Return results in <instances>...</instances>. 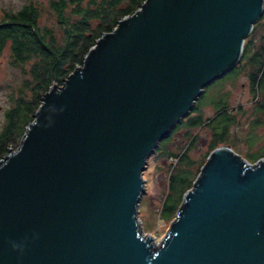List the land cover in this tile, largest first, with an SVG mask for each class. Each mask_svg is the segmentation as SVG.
<instances>
[{
  "label": "water",
  "instance_id": "1",
  "mask_svg": "<svg viewBox=\"0 0 264 264\" xmlns=\"http://www.w3.org/2000/svg\"><path fill=\"white\" fill-rule=\"evenodd\" d=\"M264 0H144L42 95L0 159V264H264V157L219 145L158 243L141 173L202 88L239 61Z\"/></svg>",
  "mask_w": 264,
  "mask_h": 264
},
{
  "label": "trees",
  "instance_id": "2",
  "mask_svg": "<svg viewBox=\"0 0 264 264\" xmlns=\"http://www.w3.org/2000/svg\"><path fill=\"white\" fill-rule=\"evenodd\" d=\"M143 2L144 0H50L48 7L54 16L57 30L40 24V8L32 1L22 5L17 11L2 9L0 53L8 48L10 63L27 72L28 77L23 79L17 95L12 99V105L5 111L4 124L0 130V159L13 149L16 140L23 136V132L32 122L35 111L41 103V96L51 84L61 85L68 74L82 64L95 40L103 32L111 31L118 20L133 13ZM263 17L264 5L260 19ZM254 28L253 24L252 30ZM251 45L252 38L248 36L244 40L239 63L237 62L228 71L229 73L235 72L241 60L248 58L249 65L254 63L260 53L261 45L255 47L252 52ZM26 65H29L28 69ZM249 79L254 83L257 75L251 74ZM202 94L203 91L192 110L169 131L172 132L179 126H184L186 129L184 133L187 134L190 142L182 152L168 151L165 154V157H174L176 162L168 175L167 190L161 204L160 216L163 219L176 215L184 192L192 186L197 177L196 172L191 168L192 160L187 154L191 142L197 137L196 134H191V130L199 129L205 124L211 126L219 117L227 115L229 106L225 100L213 105L216 111L212 118L204 119L197 108ZM224 122L225 125L220 131L211 127L212 139L209 142L206 157L211 150L224 145L217 140L226 134L228 126L234 122V117H226ZM169 136L157 143V149H160L158 147L160 142L169 139ZM161 154L163 155L162 151ZM262 157L264 154L256 156L253 160ZM201 163H203L202 160Z\"/></svg>",
  "mask_w": 264,
  "mask_h": 264
},
{
  "label": "rangeland",
  "instance_id": "3",
  "mask_svg": "<svg viewBox=\"0 0 264 264\" xmlns=\"http://www.w3.org/2000/svg\"><path fill=\"white\" fill-rule=\"evenodd\" d=\"M28 1L39 6L40 24L57 30L54 16L48 7L50 0H0V15L2 9L17 11ZM261 17L262 14L259 19ZM259 19L248 35L252 38L251 52L261 45L260 53L254 63L249 65L248 58L241 60L235 72H227L202 88L203 94L197 103V108L204 119L213 117L216 111L213 105L220 101L226 100L229 108L227 115L219 117L211 126L205 124L199 129L191 130V134H196L197 137L191 142L187 154L192 160L191 168L196 175L206 159L209 142L212 139V128L220 131L225 125L226 117L233 116L234 122L228 126L226 134L218 138V143L227 145L250 163L258 161L261 158L253 159L264 154V17L260 19L261 22ZM8 55V48L0 53V130L4 124L5 111L12 105V99L17 95L23 79L28 77L27 72L10 63ZM28 66L26 65V69ZM251 74L257 75L254 83L250 82ZM53 85L57 86L55 83L51 84ZM185 130L184 126H179L169 132L165 136L170 135L169 139L160 142L158 146L160 149H157V144L146 158L145 167L141 173L144 185L143 193L138 199L137 224L142 234L149 235L154 244H158L163 239L175 218V215L168 219L160 216L161 204L167 190L168 175L176 162L174 157H165V154L168 151L182 152L185 149L190 142L187 134L184 133ZM20 139L21 137L16 140L13 149L17 148Z\"/></svg>",
  "mask_w": 264,
  "mask_h": 264
}]
</instances>
